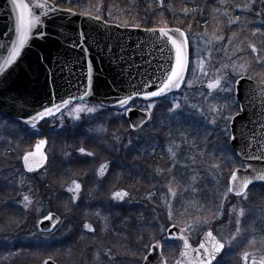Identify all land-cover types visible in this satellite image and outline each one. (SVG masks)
<instances>
[{"label":"snow or ice","instance_id":"6c2138e0","mask_svg":"<svg viewBox=\"0 0 264 264\" xmlns=\"http://www.w3.org/2000/svg\"><path fill=\"white\" fill-rule=\"evenodd\" d=\"M11 11L15 13V40L11 42L10 49L7 50V55L3 57L0 63V96L5 92L16 91L15 88L9 83L11 76L17 68L23 64L24 55L27 54L26 50L32 48V41L36 39L43 40L48 36L46 19L50 18L55 23L56 15L61 11L72 13V9H60L55 4H50L47 0L37 3L34 6L30 0H10ZM221 5L228 7L227 0H220ZM259 5L260 7H256ZM158 6L165 7V0H158ZM232 7L240 8L242 13H255L260 27H256L254 35L259 34L264 36V0H248V3L242 7L240 5H232ZM34 9L42 10L40 14ZM184 13H188V9H182ZM195 11V9H193ZM214 11L219 12L220 9ZM111 16V13L108 14ZM228 17L229 24H235L239 28L241 25V15L229 17L227 11L223 13ZM90 19L101 21L102 15L97 12L95 16H89ZM256 21H252L255 23ZM107 26V21H104ZM244 23H249L245 18ZM117 27H130L127 21L117 25ZM135 27H139L136 25ZM145 32L150 34L151 46L155 51L166 54V64H161L160 69L149 75L147 79H143L138 89L125 95H117L115 102L111 105L112 108L117 109L116 116L125 117L129 122V127L134 132H140L144 129L145 125L153 127V114L160 109H166L168 116V135L170 137V144L167 147V152L173 161L171 168L168 172L171 173L172 169L177 167V152L180 145L175 142L173 137V126L175 131L179 133L181 144L188 143V137L185 135L188 128L204 130L205 142L207 137L220 127V132L227 136L228 141L237 142L233 146H225L221 151H228L231 155L224 157L221 156L220 160L209 166L213 172L214 179L218 185L223 186V191L219 193V204L216 209H209L210 216H197L194 220L182 219L187 209L177 213L174 210V204L177 202V195L179 185L173 187V182L176 180L175 175L168 178V182L164 187L167 188V193L163 199V205L166 208L165 222H160L159 215L154 216L153 220L156 222L154 225L155 231L150 232L147 239L141 235L140 240L142 243L133 252H129L127 244L120 242L118 245L108 248L103 252L100 249L94 251L93 259L97 264H103L106 260L107 264H168L165 257L166 248L173 246L172 242H181V259L176 260L175 264H223L221 253L224 252L226 246L228 249L239 250L246 246L256 244L255 238L249 240L244 236V229L242 223L246 215V202L249 201L250 186H254L257 182L264 186V80L259 81L257 84H249L245 89L242 82L252 81L253 74L249 71L250 64L245 61L244 63H221L219 66L213 63L214 48L201 49L199 46L200 41L206 45L218 46L219 51H226V47H234L235 51L232 55L243 53L244 47L242 44L237 43L233 45L236 39V33L228 38L225 43L223 35H218L213 32L210 37L205 40L204 37L208 36L207 30L199 35L197 46L193 50L191 48V39L188 30H183L180 27H162L145 28ZM89 37L86 30H78V40L73 43V47L80 48L87 56L89 46L87 45ZM99 44V40L97 41ZM264 44V41H262ZM3 47V46H0ZM248 47L251 53L255 54V60L260 66H264V48H257L255 43H250ZM104 51L110 52L111 49L105 47ZM206 52V54H205ZM154 58V57H153ZM120 59V57H117ZM227 59L231 61L232 57L228 56ZM244 60V57H240ZM36 60L39 65H51L52 61L46 53H36ZM151 63V61H146ZM11 69V71H7ZM94 64L90 56L86 59V75L85 86L81 94L69 95L61 99L59 102L44 105L40 110L30 114L26 117L17 116V122L23 123L30 129V134L33 136L43 134L41 133V122L51 123L55 128L57 125L54 121H59V127H65V120H71L74 124L81 121H96L104 115L106 105L104 102L92 105L88 103V97L94 95ZM49 72V69H45ZM231 72V78L229 77ZM49 74H51L49 72ZM199 84L200 88L190 95L187 91L182 89H191ZM116 85H113L114 90ZM200 89H206L200 90ZM259 92L260 109L256 108L253 103L256 97L253 93ZM179 93V95H177ZM197 97V102H192ZM9 100L11 108L16 109L18 103L21 107L28 104L27 93H17L10 95ZM215 101V102H213ZM137 102L140 103L139 108ZM206 105V106H205ZM249 108H253V113L248 117L247 122L237 121L236 117L244 116ZM235 109V111H233ZM187 110V111H186ZM139 111L143 113L139 120L132 119V113ZM259 111V121L255 118L256 112ZM190 117H199V119H189ZM239 123V129H233L232 125ZM254 127L249 129L248 125ZM187 125V128H185ZM14 125L0 124V130H12ZM259 129L257 134L256 129ZM89 131H93L90 129ZM99 134L107 133V128L101 123L95 129ZM249 132L251 135H249ZM0 136V139H3ZM140 139L139 136L136 137ZM115 144H122L124 148L132 151H137L138 147L134 144L133 138L129 137L124 143L122 137L113 135ZM49 144L47 138H40L33 146V150H25L19 155L22 161V167L25 173H35L41 169V175H44L49 165V153L46 151V146ZM115 144L112 146L115 147ZM192 146H195L194 144ZM11 151V149H10ZM80 156L95 157L96 153L83 146L76 149ZM203 156V152L198 153ZM65 156H72L71 152H65ZM237 161L239 162L237 164ZM251 161H259L260 165H254ZM190 163H197L196 155L190 157ZM110 161L101 163L94 173V179L102 181L109 176ZM189 165L185 164L187 168ZM227 170V173H226ZM19 171V170H17ZM158 173L163 176V170H158ZM87 175V173H84ZM26 175L22 173L19 176V184L24 185ZM192 191H197L194 186L197 182V176L191 177ZM84 189L83 182L77 179H71L67 184L65 191L71 195L68 199L75 205L76 202L81 200V192ZM187 191L188 188L183 189ZM28 192H33L31 187ZM155 193H149L146 197L152 200ZM238 198L236 203H232L229 197ZM109 199L115 201L116 204L131 203L133 198L131 193L126 189L114 190ZM25 210H30L35 204H38L35 197L29 194H22V200L19 201ZM229 204L228 209L229 218L228 223L234 225V230L225 238L221 233L214 234L213 222L224 216V205ZM37 211L40 209L37 207ZM95 215L104 221V230H108V218L101 216V212L97 210ZM143 217L141 216V219ZM54 221L52 227L55 228L57 224L62 221L54 212L49 211L44 215L40 223L44 221ZM88 232L95 233L96 228L91 223H84L82 225ZM193 233L196 234L197 239L193 240ZM119 236V233L116 234ZM127 237H123L122 241H126ZM261 243H264V237L261 238ZM115 249V251L113 250ZM131 255V261L125 259H117V257H127ZM151 257V259H150ZM251 257V264H264V255L257 259L252 253L244 251L241 255L243 264H249ZM44 264H48L45 261Z\"/></svg>","mask_w":264,"mask_h":264},{"label":"rangeland","instance_id":"374dc122","mask_svg":"<svg viewBox=\"0 0 264 264\" xmlns=\"http://www.w3.org/2000/svg\"><path fill=\"white\" fill-rule=\"evenodd\" d=\"M91 1L93 4H97L99 0ZM127 1L130 4H135L137 2H141L142 0H118L115 14H111L112 19L123 18L121 14L124 13V11L122 7L119 6V3L123 4ZM214 1L218 6L215 8H210V11L212 12L211 14L222 16V14L226 11L224 10L225 6L221 5L220 0ZM241 1L242 2L238 0H227V4L231 5L232 8V13L228 14L229 17H233L234 14L241 15V24L243 23L245 27L250 26L249 34L251 35L250 37H248L249 39L247 38L248 40L243 43L242 41H245V39H243L239 35V32V34H236V39L233 41V45L240 43L244 47L245 52L247 51L248 53H251L248 45L250 43H255V41L258 45H256L257 48H264V44H262V41H264V36L253 34L255 28L260 27V24L254 12L242 13L240 11V8L232 7V5H239V3L242 7L244 4L248 3V0ZM52 2L54 1L52 0ZM166 2L167 1L165 0V3ZM173 2L174 0L169 1L171 8H168V10L172 12L175 7H173ZM256 7L258 8L260 6L257 5ZM215 9H220V11L216 12L214 11ZM188 13L190 12L188 11ZM225 18H227L226 21L228 26V34L224 37V42L221 43H225L226 45V41L228 40V38L232 37L233 35V33H231L232 27H237V25L229 24L228 17ZM244 18H247L249 23H244ZM190 19L192 21H196L197 18L195 16L191 17ZM252 21L256 22L252 23ZM147 25H149V23H147ZM219 29H221V27L217 29V27L215 28L214 24H212V26L209 24H196V30L188 32L191 39V48L193 50L196 48L199 35L204 33L205 30H207V33L209 34L208 36L204 37V39L207 40L213 32H216L217 34ZM199 46L202 50L206 48L215 49L213 51V63L217 66H219L221 63L245 62L244 60L240 59L242 53L232 55V53L235 51L234 47H226V51H219L218 46L206 45L203 41H200ZM251 54L255 55L254 53ZM228 56L232 57L231 61L227 59ZM251 70V67H249L250 72ZM229 77L231 78L230 71ZM255 77L254 79L258 80ZM199 88V84H195L193 88L186 90L183 89L182 91H187L191 98V94L195 93ZM200 90L206 91V89ZM177 95H179V93ZM198 99L199 97H197L192 102H197ZM139 106L140 103L137 104L138 108ZM233 111H235V109H233ZM165 113V117L161 118L162 112L160 110L154 112L153 121L151 122L153 127L145 125L144 129L140 132H134L127 129L126 127H122V129H117L113 132L115 135L121 136L124 143H126L129 137L133 138V142L138 141L136 137L139 136V140H149L152 142V145L154 143V146L162 144V149L157 148L147 154V157L149 159V164L147 166L141 167L139 163L135 162V157H131V155H134V151L132 150L127 151V160L125 159L126 156L125 158L123 156L113 158L117 154L118 150L114 151L115 149H113L112 143L104 144V146L107 148V154L108 157H110V161L115 162L114 165H116L117 162L120 165L122 172L125 170L127 174L132 172L134 174H137L142 173V171L144 170L145 172H148V176L150 178H153L157 181L156 186H154L151 191L146 192L143 198L139 201L140 206H143L145 208V211L151 213L150 215L152 216V218L148 219V222L146 224V227L148 228L154 227L156 223L153 220L154 216L159 215L160 222H165V215L167 210L163 205V199L165 194L167 193V188L164 187V185L167 184L168 178L171 175H175L176 177V180L173 182V187L179 185L177 202L174 204V210L178 209L181 212L184 211V209H187V211H190V213L193 214L194 211L201 210V207L212 208L214 205H218L219 193L224 189L222 185L217 184L216 180L214 179L213 172L210 170L209 166L213 163L218 162L221 156L227 157L232 154L228 151H221V149H224L226 145L229 146L227 136L220 132V127H222V124L217 127L216 131L212 132V134L207 137V142H205L203 128H188L185 135L188 137L189 142L184 144H181L179 133L175 131V126H173V137L176 138L175 142L177 145H180V147L177 152L176 158L178 161L177 167L175 169H172V172L169 173L168 169L171 168L173 161L171 160L170 155L167 152V147L170 144V137L168 135L169 121L167 111ZM119 117L120 116H116L113 113H104V115L101 116L99 120H96L94 122L81 121L75 124L71 120L66 119V132H71V130L74 131L79 126H82L84 127V131H82L83 135H94L96 142H98L99 144L104 141V135L106 133L99 134L95 131V129L101 123L106 128L108 122H112L113 119L119 120ZM189 119H199V117H190ZM54 123L57 125L55 128L51 126V123L41 128V133L46 134V137H41L40 135L33 136L30 134V130L22 129L19 125H17L10 119H7L0 115V124L14 125V128L12 130H0V136L4 137L3 139H0V201L4 203L2 204V213H6V215H9L13 218V220H11V222L7 224L6 229L3 231L5 235L0 236V264H43L44 260L48 258L52 259L57 264H97V262L93 259L94 251L96 249H100L103 252L108 248H112L113 246L118 245L120 242L127 243L129 241V232L133 228L131 229L129 226L125 227L126 233L119 228L120 224L123 222L122 215L124 212H120L118 211V209L119 207H123L124 205L129 206L131 203H135L136 201L133 196L132 202L126 204H116L115 201H111L109 199L110 195L106 198V205L110 209L100 207V210H107V213L105 215H101L108 218L107 231L104 230V221L95 215L96 211L90 210L89 204L95 203L96 197L94 193L89 192L87 194H84L85 191L81 192V200L83 199L84 203V209L82 210H77L81 200L76 202L75 205H73L72 202L70 206L69 204L67 206L63 204L62 194H66L68 196L71 195L70 193H67L65 189L70 180L76 179V177L72 176V178H70V180L66 182L64 189L58 190L53 180L54 173L67 170L69 175L75 174L77 172L82 175L86 173V166H83L81 163L82 161L80 160L73 161L72 156L79 154L74 152V147L68 145V142H66L67 139L65 137H57L59 132L62 131L65 127L60 128L59 121H54ZM185 128H187V125H185ZM90 129H92L93 131H89ZM114 134H112V136L110 137L112 141H114ZM69 135L70 134H67L66 137H69ZM40 138H47L49 141V144L45 149L49 153V165L47 166L48 170L44 175H41V173H39L38 175L31 176L30 174L25 173V170L22 167V161L19 159V155L25 150H33L32 146ZM193 144L195 146H192ZM116 145L119 149H121V146H123L122 144ZM65 152H71L72 156H65ZM139 152L142 155L145 154L141 151ZM200 152H203V156H200L198 154ZM193 155H196L197 157V163L195 164L190 163V157ZM84 158L85 160H87L86 157ZM185 164H188L189 166L185 168ZM116 167L118 168L117 165ZM158 170H163V176L158 173ZM22 173L26 175V180L23 186L19 184V176ZM193 175L197 176V182L194 185L197 189V191L195 192L192 191L193 185L191 177ZM29 187L33 189V192H28ZM185 187L188 188L187 191L183 190ZM15 188L19 190V195L17 196H14ZM121 188L123 187L117 186L115 190ZM112 192H110L109 194H111ZM149 193L156 194L155 196H153L152 200L146 199ZM22 194L33 195L36 201H38V204H35L30 210H25L19 203V201L22 200ZM237 199L238 198H233L231 196L229 197V200H231L232 203H236ZM37 207L40 209L39 211L36 210ZM229 207L230 205L225 203L224 216L220 219L215 220L212 225L214 233H221L225 238H227L229 234L234 230V225L228 223ZM49 211L59 215L61 217L62 223L53 234L43 236L38 230V222ZM16 212H18V218L14 220V214ZM79 214L81 215V219L79 218L80 216H78ZM144 218L146 219L147 217L144 216L142 219H140L144 220ZM194 219L195 218H192L191 220ZM99 221L101 228L97 232H95L96 234L92 233L94 235H89L91 232H88L82 227L84 223H91L97 230L98 227H96V224H99ZM92 222H95V224H93ZM139 223L142 227H144L145 222ZM242 227L246 229L244 231V236L249 240L255 238V240L257 241L256 244L246 246L239 249L238 251L235 249L230 250L226 246L225 254L222 257L223 264H243L241 255L244 251L252 253L257 259H259L261 255H264V243H261V238L264 237V186L250 189L249 201L246 202V215L242 223ZM117 233H119V236L116 235ZM148 235L149 234L146 235V239ZM125 236L127 237V240L122 241V238ZM196 238V234L193 233V240ZM140 243H142L140 239L133 242H128V244H130V246L127 247L128 251L133 252L139 247ZM172 243L173 246L171 248H166L165 250V257L168 258L169 264H175L176 260H179L180 258V242ZM113 250L115 251V249ZM117 259H125L131 261L133 257L129 255L127 257H117ZM103 264H107V261L104 260Z\"/></svg>","mask_w":264,"mask_h":264},{"label":"water","instance_id":"95a60500","mask_svg":"<svg viewBox=\"0 0 264 264\" xmlns=\"http://www.w3.org/2000/svg\"><path fill=\"white\" fill-rule=\"evenodd\" d=\"M41 2L44 0H30L33 6ZM34 10L37 11V14L42 11ZM14 18L15 13L11 11L10 0H0V46H3L0 47V63H2L3 57L7 55L11 42L15 40ZM42 19H46L48 36L43 40L36 39L31 42L32 48L26 50L27 54L23 57V64L15 70L9 81L16 91L5 92L4 95L0 96V112L11 118L26 117L34 114L44 105L59 102L69 95L81 94L85 86L87 56L91 57L95 69L93 74L94 95L89 96L88 101L93 104L104 102L107 108L115 111L117 109L112 108L111 105L115 102L117 95H125L135 91L140 87L143 79H147L149 75L159 70L161 64H166V54L154 50L149 39L150 34L144 29L117 27V25L109 23L106 26L102 20L96 21L90 19L89 16L75 12L69 14L66 11H61L56 15L55 23L50 18L42 17ZM80 29L86 30L89 37L87 56L80 48L72 46L78 40V30ZM98 40L99 44H97ZM105 47L111 51H104ZM38 52L46 53L52 61L51 65H39L36 60V53ZM149 60L151 63H146ZM45 69H49L51 74ZM7 71H11V69ZM242 83L247 89L249 84H257L258 82L252 80ZM113 85L117 86L115 90ZM17 93H27L28 104L21 107L18 103L17 108L13 109L9 106L11 104L9 96ZM253 95L256 97L253 103L257 109H260L259 92H255ZM260 110L264 111V109ZM253 111V108H249L244 116H238L236 120L246 123ZM142 115L143 113L135 111L132 113V119L134 121L139 120ZM255 118L258 121L262 119L259 111L256 112ZM232 127L239 129L241 125L237 123L233 124ZM248 127L252 129L254 126L249 124ZM256 131L259 134L258 128ZM249 135H251L250 132ZM236 143L232 141L230 146ZM251 163L260 165L259 161H251ZM257 184L259 183L257 182L255 185ZM40 221L38 228L46 234L53 232L59 226L57 224L53 228L54 221L45 220L43 223ZM46 261L48 264H56L51 259Z\"/></svg>","mask_w":264,"mask_h":264},{"label":"trees","instance_id":"16d2710c","mask_svg":"<svg viewBox=\"0 0 264 264\" xmlns=\"http://www.w3.org/2000/svg\"><path fill=\"white\" fill-rule=\"evenodd\" d=\"M167 2L165 3V7L161 8L158 6V1L157 0H142L141 2H137L135 4L129 3L128 1L126 3H119V6L122 7L124 13L121 14L123 18H117V20H120L121 23L127 21L129 25L136 26L138 25L139 27H162L167 25L168 27H180L183 30H188L189 31H195L196 30V24H208V21H205L203 17H209L213 19L214 26L215 28L217 27L219 31L217 32L218 35H223L224 37L228 34V26H227V21L225 16L222 14L220 15H213L211 14L212 12L210 11V8H215L218 5L214 0H174L173 2V7L174 10L169 11L168 8H171V5L169 3L170 0H166ZM242 2L241 0H238ZM215 2V3H214ZM168 4V5H167ZM240 5V3H239ZM63 7H68V5H62ZM221 6V5H220ZM172 7V9H173ZM187 8L190 13H184L182 9ZM220 8V7H219ZM195 9V11H193ZM224 10H226L228 13H232V8L230 6L224 7ZM210 11V13H209ZM196 16V21H192L190 18ZM211 16V17H210ZM214 16V18H213ZM200 18V19H198ZM206 18V19H207ZM245 19V18H244ZM149 23V25H147ZM221 25V26H220ZM250 26L245 27L243 23L240 25V27L233 26L231 33H236L239 34L240 36L245 39V41H242L243 43L248 40L251 34L250 33ZM189 34V33H188ZM239 38V37H238ZM248 38V39H247ZM255 44L257 45L256 41ZM258 46V45H257ZM242 57H244V61L249 62L250 67H251V73L254 75V77L258 80H264V66H260L257 64L255 60V55H252L251 53H248L247 51L242 53ZM162 112L161 118L165 117V112L166 109H160ZM105 113L107 114H112L115 113L109 109H106ZM119 120L113 119L112 122H108L106 125L107 128V133L104 135V141L102 143L96 142L95 136H89V135H83L84 127L79 126L77 129L74 131L71 130V132H66L67 127H65L62 131L59 132L57 135L58 138H63L65 137L68 142V145L71 147H74V152H76V149L80 146H83L89 150H92L96 153L95 157H86L87 160H85L84 157H80L79 155H74L72 156L73 161L75 160H80L82 161V165L86 166V173L87 175L80 174V173H75L69 175L67 170L63 171H58L54 173L53 180L54 184L57 187L58 190L64 189L66 182L70 180V178L76 177V179L80 180L84 184V189L83 192L84 194L87 193H94L95 194V203L94 204H89L90 205V210L91 211H97L100 210V207L102 208H109L106 205V198L109 197V193L115 190V188L118 187H123L126 188L128 191H130L131 195L135 199V203H131L129 206L124 205L123 207H119L118 211L124 212L123 213V222L120 224L119 228L126 233V228L129 226L132 230H130L129 234V241L128 242H133L136 240H139L141 235L144 236L146 240V235L149 234L150 232L155 231L154 227L148 228L146 227V224L148 222V219H151L152 216L150 215L151 213H148L145 211L143 206H140L139 201L143 198L144 194L148 191H151L154 186H156L157 181L153 178H150L148 176V172H145L143 169L142 173H137L134 174L129 173L124 170L123 172L121 171L120 165L116 162V167L115 162L110 161V157H108L107 154V148L104 146L105 143H112L113 145L115 144L114 141L110 138L113 132L117 129H122L128 127V123L125 119V117H119ZM50 123H42L41 128H43L45 125H49ZM70 129V128H69ZM27 130V129H25ZM49 134V133H48ZM67 134H70L69 137H66ZM50 135V134H49ZM46 134H43L41 137H46ZM56 137V138H57ZM37 140V139H35ZM34 141V140H33ZM65 141V140H64ZM63 141V142H64ZM136 142V143H135ZM134 144L137 145L138 150L134 151V155H131V157H135V162L139 163L141 167L147 166L149 164V159L147 157V154L151 152L154 149H162V144L161 145H155L154 143L152 145V142L149 140H138L135 141ZM117 145L115 144V149L114 151H117V154L113 158L117 157H124L126 156L127 160V155L130 149H126L123 146H121V149H119ZM29 148V147H28ZM139 151L145 153L142 155ZM115 154V153H114ZM105 161H110L109 164V176L106 177L102 181H97L94 179V173L96 169H98L99 165L101 163H104ZM239 162L237 161V164ZM115 169V170H114ZM15 194L14 196L19 195V190L15 188L14 190ZM63 195V204L70 206L71 201L68 199V195L62 194ZM146 202V201H145ZM99 204V207H98ZM200 206V205H198ZM206 206V205H202ZM217 205H214L212 208H202L201 210H196L194 213H190V211L185 212V216H183L184 220H191L192 218H195L197 216H210L211 213L208 211L209 209H216ZM84 203L83 199L81 200L79 207L77 210H82L84 209ZM110 209V208H109ZM114 209V207H113ZM116 209V208H115ZM112 210V208H111ZM101 215H105L107 213V210H100ZM145 211V212H144ZM177 213L180 211L177 209L175 210ZM93 213V212H92ZM125 215V216H124ZM79 218L81 219V215ZM141 216H146L147 218L144 220H141ZM18 218V212L14 214V220ZM125 218V221H124ZM13 218L9 215H7V224L11 222ZM139 222H145L144 227L141 226ZM95 224V222H92ZM14 225V223H13ZM96 227L98 229L96 232L101 228L100 226V221L99 224H96ZM96 234V233H94ZM90 233L89 235H94ZM145 234V235H144ZM197 239V238H196ZM194 239V241L196 240ZM127 244V247L130 246V244ZM93 250V249H91Z\"/></svg>","mask_w":264,"mask_h":264},{"label":"flooded vegetation","instance_id":"af4514ba","mask_svg":"<svg viewBox=\"0 0 264 264\" xmlns=\"http://www.w3.org/2000/svg\"><path fill=\"white\" fill-rule=\"evenodd\" d=\"M52 1V0H51ZM58 5H68L67 8H71L74 11L95 16L99 12L104 20L113 21L109 12L115 14V9L118 4V0H99L97 4H93L91 0H53ZM63 7V6H62ZM92 9V10H90ZM106 18V19H105ZM109 19V20H108ZM200 19V18H198ZM207 21V19H205ZM261 187V185H260ZM2 201H0V236L5 235L3 232L7 226V215L2 213ZM169 264V262H168Z\"/></svg>","mask_w":264,"mask_h":264}]
</instances>
